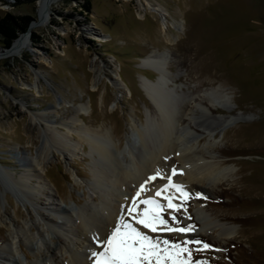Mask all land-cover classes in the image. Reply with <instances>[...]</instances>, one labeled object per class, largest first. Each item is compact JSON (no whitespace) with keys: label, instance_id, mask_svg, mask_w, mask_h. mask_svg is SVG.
I'll return each instance as SVG.
<instances>
[{"label":"rangeland","instance_id":"rangeland-1","mask_svg":"<svg viewBox=\"0 0 264 264\" xmlns=\"http://www.w3.org/2000/svg\"><path fill=\"white\" fill-rule=\"evenodd\" d=\"M37 1L0 0V19L5 14L29 18L27 29L17 35L25 39L13 55L8 51L17 37L6 48L0 36V249L12 255L14 264H53L48 246L66 245L68 238L45 217L75 228L79 205L98 203L88 197L92 155L79 134L83 129L111 132V152L126 142L135 155L141 151L131 130L153 115V104L138 80L155 81L156 74L140 66V59L155 50L166 66L161 84L178 97L172 137L188 124L185 114L194 109L201 126L190 124L189 152L231 170L226 181L187 185L184 201L170 211L160 203L156 222L199 229L206 220L195 213L198 205L233 232L228 239L215 233L190 239H181L182 233H141L161 251L173 244L186 249L180 258L190 264H264V0H55L41 8ZM152 7L161 11L154 13ZM210 88L226 92L233 110L193 108L192 100L207 105L198 95ZM238 113L248 118L234 121ZM202 127L214 129V135L202 133ZM51 132L75 149L44 145ZM169 153L158 159L159 171L185 183L179 158ZM36 156L39 164L23 166L24 159ZM125 157L115 154L123 163ZM21 176L31 182L20 189L14 182ZM164 182L158 177L152 183ZM152 183L140 192H149ZM56 206L67 208L75 224L59 218V209L52 211ZM8 218L20 229L19 242ZM121 218L131 224L123 212L110 234ZM32 221L36 226L23 235ZM91 241L80 248L77 261H95L92 253L103 251L95 238ZM69 246L57 252L61 264L71 262L75 249Z\"/></svg>","mask_w":264,"mask_h":264},{"label":"bare ground","instance_id":"bare-ground-1","mask_svg":"<svg viewBox=\"0 0 264 264\" xmlns=\"http://www.w3.org/2000/svg\"><path fill=\"white\" fill-rule=\"evenodd\" d=\"M53 1L55 0H38L37 5L39 8H41L45 4L52 3ZM148 7L150 6L148 5ZM152 8L154 13L161 11L158 8ZM138 15L140 14L138 13ZM24 39L25 34H20L13 42L8 54L13 55L15 52H17L20 49ZM99 40L104 41V39ZM162 55L163 54H160L154 50L140 59V66L152 70L156 74V80L151 81L145 76L140 77L138 80V86L141 89L143 95L153 104V115L151 117H146L144 122L145 124L143 126L137 127L134 125L131 130L137 136V141H135L137 144L136 146L141 147V151L139 153L137 152L138 154L135 155V153H133L131 146H129L127 142L122 149H120L118 143L115 148V153H113V151H110L111 141L109 135L111 132H100L98 130L87 131L81 128L83 130L81 131L82 134L80 133L79 136L88 144L90 148L89 151L92 155L91 164L93 168V180L89 182L92 193L89 192L88 197L92 202L93 197H96L98 203H92V205L86 203L79 205V207L76 209L77 212L74 211L77 218L79 219L78 225L73 222V215H71V213H66L67 208H59L57 206L52 208V211L59 209V218L63 219L64 222H73L72 224H75V228L68 227L66 223L60 225L55 218L48 216L45 217L49 223L55 227H59V229L63 230L62 232H65L68 238V244L60 247H63L65 250H69V244L74 246L75 250L70 254V264H93L94 259L92 261L90 258L81 262L77 261L79 259L78 253L81 252L80 248L87 246L89 247V245L92 243L91 240L93 238L96 239L97 237H99L100 240H104L106 242L107 236L110 235V228L114 226L116 219L120 218L123 212H125V215L127 214L132 227L136 228L137 231H146L152 235L179 236V234L182 233L180 237L181 239H190V237L193 238L200 235L209 236L211 233H215L223 239L232 237V227H229V225L225 222H222L216 217L206 213V210L204 211L198 205H194L195 213L202 215L206 220L205 223L201 222V227L199 229H188L185 232H179L178 229L174 228L175 226H161L160 223L158 224L155 221L156 230L153 231L151 228H145L142 224L137 223V219L142 218L144 208L147 207V205L142 203L143 200L155 199L159 204H163L162 207L166 206V210L170 211V207H168V201L164 199L165 196H170L172 198V203L175 205H179L185 199V196L181 195V192L177 191L175 188L163 189V186L169 182V176L160 172L156 163L162 156L171 154L169 153L170 150H173L175 155L179 158L180 163L182 164L180 170L186 179L185 183H183L181 180H172V183L182 185L183 190L187 188V185H191L192 187V185L202 184L203 182H208V184L213 185L231 178V170L228 167H220L218 163H212L203 159L201 154L196 155L195 153L189 152L191 148L189 146L190 144L187 140L186 134L189 133L191 128L190 124L193 123L196 126H201L194 120V109H191L189 113L185 114L188 124L176 130L177 135L172 137V132L175 129L174 124L176 123H174L175 120L173 121V116L178 103V97L173 91L163 87L161 84L163 74L166 73V66L162 60ZM96 83V80L93 79L91 83L92 90L95 89ZM215 89L210 88L208 92H203V95H198L200 101L206 100V106L196 103L191 99L193 108L200 106L205 111H232L234 105L230 104V96L226 92H219L217 89ZM212 94H215L216 96ZM80 110H82V108ZM75 113L79 114V111L76 110ZM35 117V115L32 117L33 120L36 119ZM246 118H248V116L238 113L235 116L234 121H242ZM203 130H205V127ZM202 133L213 136L215 130L206 129ZM67 142L68 140L62 136L51 132L47 139L45 138L44 145L46 144L48 146L49 143V148L52 146H60L66 150L75 149L74 145L67 144ZM46 149H48V147ZM84 150L85 148L82 147L81 151L84 152ZM115 154H124L128 160H126V157L124 163L122 162V159L116 160ZM32 159L30 162L24 159L25 163L23 166L28 169L33 166V162L36 164L40 163L38 161L40 159L38 156ZM150 177H155V179L162 177L165 179V182L163 184H155L152 183L155 181V179H150ZM146 181H151V186L153 185V188L149 187L150 191L144 194L140 192L142 190L140 185H144V190L147 186L145 183ZM30 182L31 181L28 176H21V178H19L14 183L18 188L21 189L22 186H26V183ZM126 189L128 190L126 191ZM157 190H162L160 196H156ZM138 192L139 195H137ZM49 198H51L54 204L53 200L55 199H53V195L49 194ZM134 204L135 209L130 213L129 209H131ZM65 213L67 215H65ZM8 221L9 225L14 227V232L16 233L15 238L17 239V242H19L20 238L18 233H21L20 229L15 227L13 219L8 218ZM35 226L36 222L32 221L30 225L26 226V229L24 228L25 230H22V234L26 235L27 232H30V228L32 229ZM166 230L169 231L167 232ZM12 239H14V237ZM60 245L62 244L60 243ZM8 246L10 249V243H8ZM19 246L20 245L18 244V247ZM60 247L59 245L58 247L48 246V251L46 252L49 254V260H52L53 264H61V258H59L57 255ZM101 248L103 249L102 246ZM93 250L94 246L89 248V252H93ZM46 255H43L44 260H46ZM11 256V254L0 249V264H14L15 260H13Z\"/></svg>","mask_w":264,"mask_h":264},{"label":"snow or ice","instance_id":"snow-or-ice-1","mask_svg":"<svg viewBox=\"0 0 264 264\" xmlns=\"http://www.w3.org/2000/svg\"><path fill=\"white\" fill-rule=\"evenodd\" d=\"M175 172L176 169H173V174ZM150 179H155V177H150ZM168 181L163 189L175 188L182 195L184 194L182 185L172 183L171 176L168 177ZM140 187L143 189L144 185L141 184ZM161 193L162 190H157L156 196H160ZM164 199L168 201V207H176L170 196H165ZM142 203L147 207L144 208L142 218L137 219V223L155 231V221L160 219L161 205L155 199H146ZM134 209L135 204L129 209V212L131 213ZM122 221L123 218L117 222L115 229L107 236L106 242L100 240L99 237L96 238L98 244L103 247V251L92 253V256L95 257L94 264H153V260H155V264H168V261H171V264H190L189 260L180 258V254L187 251L186 249L173 244L171 250L164 249L161 251L158 245L152 243L147 236L137 231L131 224ZM187 230L186 228L178 229L180 232ZM168 243V241H164V244L167 245ZM185 243L189 242L186 241ZM191 243L200 244L201 241H192ZM204 247L207 248L209 245L205 244ZM198 264H202V262H198Z\"/></svg>","mask_w":264,"mask_h":264},{"label":"trees","instance_id":"trees-1","mask_svg":"<svg viewBox=\"0 0 264 264\" xmlns=\"http://www.w3.org/2000/svg\"><path fill=\"white\" fill-rule=\"evenodd\" d=\"M28 24V17H14L9 14L2 16L0 19V36L3 37L4 47H9L17 35L27 29Z\"/></svg>","mask_w":264,"mask_h":264}]
</instances>
